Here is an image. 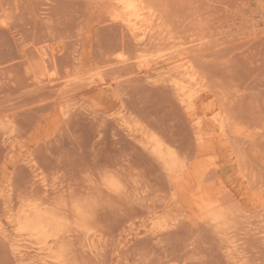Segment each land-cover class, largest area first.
Masks as SVG:
<instances>
[{
    "label": "rangeland",
    "instance_id": "1",
    "mask_svg": "<svg viewBox=\"0 0 264 264\" xmlns=\"http://www.w3.org/2000/svg\"><path fill=\"white\" fill-rule=\"evenodd\" d=\"M123 1L0 0V264H264V0ZM36 201L85 209L56 255L17 230Z\"/></svg>",
    "mask_w": 264,
    "mask_h": 264
},
{
    "label": "bare ground",
    "instance_id": "2",
    "mask_svg": "<svg viewBox=\"0 0 264 264\" xmlns=\"http://www.w3.org/2000/svg\"><path fill=\"white\" fill-rule=\"evenodd\" d=\"M123 3H125L127 5V13H130L131 11H134L137 8V2L135 0H124ZM146 19L145 14L140 13L139 17L135 18H126L123 17V21L124 23L127 25H129V27L134 31L135 29L139 30L137 27L139 25V21L143 22ZM139 20V21H138ZM127 25V26H128ZM135 34H138V32L134 31ZM177 60V59H176ZM171 62L165 63L163 65V67L166 68L167 66V73L168 72H172L170 73L171 75L174 74V71H172L173 68H171L170 65ZM168 65H170V67L168 68ZM137 66H139V68L141 69H145L147 67H150L149 65L147 66H143L141 63L137 64ZM179 66V65H178ZM177 65L175 67H178ZM154 67V66H153ZM152 66L149 68L151 69ZM179 68V67H178ZM181 68V66H180ZM179 68V69H180ZM175 69V68H174ZM173 69V70H174ZM176 70V69H175ZM178 71V70H177ZM150 72V71H149ZM165 72V71H164ZM145 73V72H144ZM176 73V72H175ZM142 74V73H141ZM150 74V73H149ZM156 74V73H155ZM159 74V73H158ZM169 74V73H168ZM153 76V75H152ZM167 76H165L166 78ZM173 77V76H172ZM171 78V77H169ZM186 78V77H185ZM189 78V77H188ZM152 79V78H151ZM191 79V78H190ZM168 80V79H167ZM166 80V81H167ZM170 80V79H169ZM168 80V81H169ZM174 78L171 81V85H172V92L174 91L179 99L180 102L183 104L182 106H184V108L186 109V112L191 116L190 118L193 120V122L195 123V125L197 126V130L201 129L202 126H204V124H216L219 123L221 125V127H224V121L222 120V114L221 117L219 115H217V112L215 113L214 116H212L211 119H205L202 117H199V115L195 114L197 105L199 103V100L201 98V93L199 92V88H196L197 90H194L193 92L190 91L189 88H192L193 85L192 82H190L191 86H189V88H187L186 83L182 82L181 80H174ZM185 80V81H186ZM157 81V80H156ZM194 83V82H193ZM170 87V86H169ZM170 89V88H169ZM202 90V89H201ZM200 90V91H201ZM199 92V93H198ZM177 97V98H178ZM216 104L210 103L205 105V108H210V109H215ZM199 106V105H198ZM220 109V108H219ZM201 110V109H200ZM199 110V111H200ZM198 111V112H199ZM122 119V118H121ZM116 122V121H115ZM220 127V126H219ZM133 129V128H132ZM222 129V128H221ZM131 130V128H130ZM138 131V130H137ZM133 132V131H132ZM199 134L201 133L198 132ZM213 133V132H212ZM132 134V133H131ZM152 134V133H151ZM202 134V133H201ZM200 134V135H201ZM141 135H143L141 133ZM225 135V134H224ZM152 136V135H151ZM150 136V140H146L145 144L148 143V147H149V151H152L153 153H155V155L157 156V159H160L163 163L162 165L165 166V169L169 172L166 171L167 175H171L172 177V181H175V183L177 185H180V178L182 177V174H184V161L185 159L180 160L181 156H177L176 153L177 152H173L171 151V149L169 148L170 146H166L163 142H161V140L157 138H155V136L152 138ZM142 137V136H141ZM140 138V137H139ZM149 138V137H148ZM197 138V137H196ZM221 138V137H220ZM147 139V138H146ZM201 139V138H199ZM203 139V138H202ZM164 140V138H163ZM148 141V142H147ZM199 141V140H198ZM143 142V141H142ZM146 146V145H145ZM178 154V153H177ZM189 157V156H188ZM187 160V159H186ZM183 161V162H182ZM187 164V163H186ZM186 167V166H185ZM164 169V170H165ZM187 169V168H186ZM189 170V169H188ZM188 173V172H186ZM188 175V174H187ZM191 175V174H190ZM112 178V177H111ZM116 178V177H115ZM189 178V177H188ZM184 179V178H183ZM201 179V178H200ZM185 180V179H184ZM114 181V180H113ZM189 181V180H188ZM201 182L203 181L202 179L200 180ZM199 181V182H200ZM109 183V182H108ZM118 184V183H117ZM185 184V183H184ZM188 184V182H187ZM202 184H204V182H202ZM108 185V184H107ZM119 185V184H118ZM121 185V184H120ZM174 185V184H173ZM114 186V185H113ZM188 186V185H187ZM186 186V187H187ZM209 186V185H208ZM109 187V186H108ZM115 187V186H114ZM118 187V186H117ZM120 187V186H119ZM172 187V186H171ZM207 188V187H206ZM186 189V188H185ZM198 189V188H197ZM201 189V187H200ZM180 190V189H179ZM181 192V191H180ZM209 192V191H208ZM175 194V193H174ZM192 194V193H191ZM179 195V194H178ZM211 196V195H210ZM207 197V196H206ZM176 198V197H175ZM197 198V197H196ZM200 200V199H199ZM209 200V199H208ZM213 200V199H212ZM202 201V199H201ZM215 201V200H213ZM221 201V200H220ZM218 200V202H220ZM198 202V201H197ZM196 202V203H197ZM206 203V202H205ZM203 204V203H201ZM209 204V203H208ZM194 205V204H193ZM212 205V204H211ZM210 205V206H211ZM215 205V204H214ZM209 206V207H210ZM220 206V205H219ZM205 207V206H204ZM218 207V206H217ZM201 208V207H200ZM213 208V207H212ZM216 208V207H215ZM203 209V208H201ZM214 209V208H213ZM85 209L82 205L80 204H72V205H62V204H58V203H45V202H33L31 203V205L23 212V217L18 221L17 223V230H19V232L21 231V233H25L27 235H30L32 237H35L36 239L39 240V243L41 244L40 249L42 250H49L50 254H52L53 252L56 255L55 249L56 248H60V244L63 243V235L61 231L63 230V224L65 225V220L67 221L69 218H72L71 215L73 216V218H75L76 220L80 219L83 220V217L86 216V214H84ZM206 211V210H205ZM208 214V210L207 213ZM204 216V215H203ZM225 217V216H224ZM220 217L217 216L215 218H213L212 220L213 223L215 222H219ZM224 220V219H223ZM222 220V221H223ZM84 221V220H83ZM215 222V223H216ZM219 224V223H218ZM213 225V224H212ZM65 228V227H64ZM5 236L7 237L10 236L7 232V230H5ZM4 231V232H5ZM64 232L67 231L66 229L63 230ZM2 232V231H1ZM7 234V235H6ZM19 234V233H18ZM64 234V233H63ZM65 234H67V232H65ZM68 235V234H67ZM69 237V236H68ZM9 239V238H8ZM10 239H13L12 237ZM10 239H9V243H10ZM66 239V238H65ZM69 240V239H68ZM12 241V240H11ZM17 241V240H16ZM66 242V241H65ZM64 242V243H65ZM17 243H14V245H16ZM13 245V244H12ZM19 244H17L18 246ZM18 248V247H17ZM19 250L16 249V251ZM57 250V249H56ZM60 251V250H59ZM20 253H22V251H19ZM49 255V254H48ZM54 255V254H52ZM47 256V254H46ZM24 259V258H23ZM23 259L21 261H23Z\"/></svg>",
    "mask_w": 264,
    "mask_h": 264
}]
</instances>
